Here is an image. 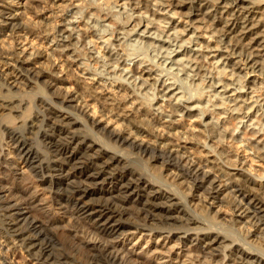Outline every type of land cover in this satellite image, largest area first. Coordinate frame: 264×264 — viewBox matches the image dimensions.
Returning a JSON list of instances; mask_svg holds the SVG:
<instances>
[{"label":"bare ground","instance_id":"obj_1","mask_svg":"<svg viewBox=\"0 0 264 264\" xmlns=\"http://www.w3.org/2000/svg\"><path fill=\"white\" fill-rule=\"evenodd\" d=\"M130 41L156 54L139 59ZM26 88L39 112L20 111L27 95L14 90ZM221 114L264 135V0H0L6 143L94 230L62 210L46 217L18 185L0 199V264H264V141ZM197 228L199 253L175 254Z\"/></svg>","mask_w":264,"mask_h":264},{"label":"rangeland","instance_id":"obj_2","mask_svg":"<svg viewBox=\"0 0 264 264\" xmlns=\"http://www.w3.org/2000/svg\"><path fill=\"white\" fill-rule=\"evenodd\" d=\"M89 2H94L95 0H88ZM68 14H70V15H72V12L70 13H68ZM86 15H87V13H86ZM91 18H94L93 16H91ZM88 20V19H87ZM89 21H91V19L89 20ZM91 25V27H93V32H95L96 33V31L98 30V29H101V30H104L105 29V27L104 26H102L103 24H101L100 23V25H99V23H97L96 22V20H93L92 19V21L91 22H89ZM104 24H106V25H108V22L107 21H104ZM103 27V28H102ZM142 29V28H141ZM153 32V31H152ZM132 38V40H135V39H137L138 37L137 36H132L131 37ZM86 40H87V42H89L88 43V48H90V50H92L93 52H95L96 50H95V48L93 47V44L92 43H90V40H89V38H86ZM97 42L98 43H101V41L100 40H97ZM148 42H151V40H149ZM130 43V47L128 46V52H130V53H133V54H135V56H138V58L139 59H152V56L154 55V54H156L154 51V53L152 52V50H154V49H152V47H150V48H148V47H146V46H144V45H142V44H139V43H136V42H133V41H130L129 42ZM156 45H158L159 43H155ZM103 45V44H102ZM105 45H103V47H104ZM143 47V48H142ZM167 48L168 46L166 45V44H164L163 45V48ZM164 48V49H165ZM152 49V50H151ZM108 50V49H107ZM107 51H104V53H106ZM100 55V56H99ZM103 54L101 53V54H97L96 55V57H98L100 60H102V61H104V57L102 56ZM183 56H180V58H182ZM106 61V60H105ZM104 61V62H105ZM169 62H170V60H168ZM130 63V62H129ZM124 67V66H123ZM123 67H121V69L123 68ZM131 67H132V65H131ZM176 68V67H175ZM176 73H178V71L176 72V71H174V70H172V71H169V72H162V74H163V76L164 75H166V79L169 77V78H171V77H174V74H176ZM159 74H161V73H159ZM173 75V76H172ZM168 76V77H167ZM168 78V80L167 81H169V82H171V83H174V82H176L177 83V85L179 86V85H183V87H184V89L183 88H179V89H177L178 90V92H183L182 94L184 95L185 94V92L186 93H188V90H190V89H192V84L189 82V81H187V80H183L182 81V79H184L183 77H181V80L180 79H177V78H174V79H169ZM181 82H183V84L181 83ZM189 82V83H188ZM192 86V87H191ZM189 89H188V88ZM71 89H72V91H74L75 89H74V87H72L71 86ZM183 89V90H182ZM18 91V92H17ZM23 91H25V92H23ZM29 91H31L32 92V88L30 89V88H26L25 90H23V89H20V90H14V92L18 95H21L20 93H22V96L24 95V96H26V99H27V107L26 106H24V107H22V108H20V111H21V109H22V113H24L23 111V109H26V108H28V111H30V109H32V112L33 111H37V112H39V110H40V108L38 107V105H37V103H36V99H35V97H33L32 98V95H30V94H27V92H29ZM35 90L33 89V92H34ZM179 95H180V93H179ZM30 96H31V99L29 100V98H30ZM181 96V95H180ZM29 97V98H28ZM195 105H197V104H195ZM199 106H200V104H198ZM29 106V107H28ZM203 106H205V103L204 102H202L201 103V107H203ZM26 112V114H27V111H25ZM219 111H217V113H218ZM212 117H217L216 119L214 118V119H212V120H214L215 122H218V123H221L223 120V122H222V124H226L227 126H229L230 128H231V130H232V127H233V130H232V133H235L236 135L238 134V135H242L243 137L245 136V137H247V138H254V139H257L258 141H260V142H263L264 141V135H262V134H260V133H257L256 132V130H253V129H251L250 130V127H249V129H248V131L247 130H245L244 129V127L246 126V125H250L251 124V122H249L248 121V119L249 118H244V120H242V118H240V117H238V118H236L237 116H235L234 117V122H235V125H237L236 127H234L233 125H232V123H230V119L228 120L227 118H225L224 119V117H226V115H224V114H221V116L220 117H218V116H212ZM212 117H208L207 118V121H211V118ZM27 118V117H26ZM30 117H28V119H29ZM218 118H221V119H219L220 120V122H219V120H217ZM254 120H256L255 119V116H253L252 117ZM227 119V120H226ZM242 120V121H241ZM44 121L42 120V119H40V120H38L37 121V125L39 126V127H44V123H43ZM233 122V123H234ZM255 122V121H254ZM252 123V126L253 127H255V128H257L258 126L257 125H255V123ZM18 126H24L23 125V123H21L20 125H18ZM77 128L79 129V132L80 133H82V134H85V132H87V130H86V128H84L83 126H77ZM83 129V132H81V130ZM85 130V131H84ZM253 132V133H252ZM252 138V139H253ZM7 140V134H6V132H4L3 131V128H2V126L0 127V185L3 187V190L4 191H2L1 193H0V199H6L8 196H9V194L13 191V189L14 188H16V187H21L22 189H24L25 191H26V197L27 196H29L30 198H31V196H33V205H35L36 207H38V208H42V211L41 212H43L44 213V215L46 216V217H49V218H53L54 217V214H55V212L57 211L56 209H58V210H62L61 212H66V216H70L71 217V219H73L75 222H77L80 226H82L84 229H87V231L89 230H91V231H94L92 228H90L91 226H90V224L83 218V216L81 215V214H78V213H76V212H74L73 211V209H72V206L69 204V203H67L66 201H64V200H59V199H57L56 198V196L54 195V194H52L51 193V191L49 192L48 190H47V192H45V191H42V190H39L37 187H36V184L33 182V180H31L30 178H32V176H33V174L31 173V170L29 169V167H26V163H25V161H23L22 163H21V161L20 160H18L17 158H19V156L17 155V153L16 152H13L14 151V145L13 146H11V144L12 143H10V144H7L6 142L8 141H6ZM32 141H33V143H34V146L39 150V152H41V153H46L47 151L44 149V147H42L41 145L39 146V144H40V142H41V140H40V138H39V135H38V133H34L33 135H32ZM10 145V146H9ZM12 151V152H11ZM125 153V152H124ZM126 153L128 154H130L131 152L130 151H126ZM16 158V159H15ZM133 158H135V155L133 156ZM17 160V161H16ZM141 161H135L134 163L136 164V165H142V167L141 168H143V169H145V167L143 166V164L141 163ZM21 163V164H20ZM20 164V165H19ZM20 168H22V169H25L24 171L22 170V169H20ZM150 168H151V165H150ZM31 174H32V176H31ZM34 177H36V176H34ZM37 179H38V177H36ZM31 180V181H30ZM33 182V183H32ZM19 185V186H18ZM34 185V186H33ZM35 187H36V189H35ZM12 198V204H16V203H19L20 202V199H19V197L17 196L16 197V195L13 197H11ZM53 206V208H52V206ZM121 204H118V208L120 209V210H129V208H130V206L131 205H133V203H129V204H126V205H121ZM120 206V207H119ZM56 207V208H55ZM122 207V208H121ZM131 214H126V217L125 218H127V219H132V215L130 216ZM62 225V224H61ZM60 224H57L55 227H56V231H57V233H61L60 231V226H61ZM200 228H202V226L200 227ZM223 230V228L221 229V231ZM224 230H226V228L224 227ZM158 232L159 231V229H157V230H155V232ZM199 231V232H198ZM191 232L193 233L192 234V236H191V239L189 240V241H186V242H184L183 244H179V245H176V246H174L173 247V249L175 250H173L174 252H175V254H179V255H181L182 253H187L190 249H194L193 250V252L191 253V255H192V257L194 256V255H197L198 253H199V247H200V241L202 240V237H200L198 240H197V238H196V234H198V233H200V232H202L201 231V229H199V228H197V229H192L191 230ZM197 232V233H196ZM102 236V238L105 240H110L111 239V237L109 236V235H101ZM230 236H232V237H237V238H241V235L239 234L238 235V233H230ZM240 236V237H239ZM126 239V238H125ZM200 240V241H199ZM245 247H247V246H245ZM127 249H128V251H131V249H132V243H130L129 241L127 242ZM139 252H140V250H139ZM195 252V253H194ZM194 253V254H193ZM223 251L220 249V250H215L214 251V253L213 254H215V256H218L217 258H215V259H217V260H222L223 261ZM128 256V257H127ZM126 257L127 258H123V264L125 263V264H138V263H135L134 262V260L136 259V257L135 256H129V255H127ZM210 256V255H209ZM125 259V260H124ZM147 260V259H146ZM145 260V261H146ZM133 261V262H132ZM148 261V260H147ZM146 261V262H147ZM152 264V263H151Z\"/></svg>","mask_w":264,"mask_h":264}]
</instances>
